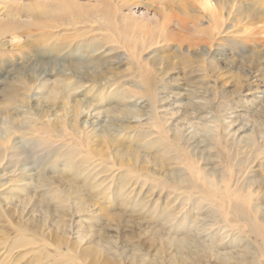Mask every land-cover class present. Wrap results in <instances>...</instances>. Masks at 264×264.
<instances>
[{"label":"rangeland","instance_id":"1","mask_svg":"<svg viewBox=\"0 0 264 264\" xmlns=\"http://www.w3.org/2000/svg\"><path fill=\"white\" fill-rule=\"evenodd\" d=\"M218 1L224 3L222 10L224 17L220 28L222 32L218 39V43L223 46L220 48L208 39L211 31L206 29L211 22L207 11L200 10L194 0H130L129 4L118 8L120 15L131 14L133 20L136 17L137 20L148 18L164 21L168 31L166 37L169 39H158L156 44L142 51L139 62L141 65L147 63L151 72L149 71L148 76L140 72L139 76L136 61L127 56L125 49L114 52L111 50L113 45L101 39L103 43L101 51H91L93 45H96L94 43L99 41L94 40L95 36L92 34H87L83 42L87 45L77 47L76 30H79V27L71 29V26L63 25L56 29L51 27L36 29L32 24L30 25L32 11L38 10V6L44 3L50 5L54 0H0V21L12 19L11 14L15 13L14 19L22 23L17 29L19 37L12 40L8 35L0 37V139L9 132L8 130L13 131L10 141L6 142L7 150H12L11 145L13 149H27L26 147L32 143L26 131H22L25 121L31 122L29 124L58 122L59 115L64 109L62 106L64 101L61 98L57 99V103L50 108L53 112L48 108L44 115L40 114V110L44 112L47 107L45 97L54 81L66 84L63 92L70 90L65 93L69 97L92 103L93 106L88 108L90 114L82 110L78 117L81 128L87 123L85 132L90 136L89 144L91 140L96 139L92 134L95 132L100 134L101 130L106 136L114 138L112 145L107 148L94 146L99 152L89 150L88 157H92L85 162L86 175L91 178L89 185L96 186L91 191L94 196H90L89 207L84 210L74 209L77 200L71 198L65 202V208L69 209H59V213L53 212L55 209L52 207L48 212L40 205L42 200L35 197L36 188L33 178L40 177L34 176L35 171L31 172L34 177H29V173L23 175L20 183L13 182L14 176L4 173L13 169L12 165L9 167L4 163L11 153L7 150L0 151L2 154L0 159L3 160L0 164V175L4 173L0 176V263L16 259V262L19 260L18 264H25L32 255H37V249L45 242L51 245L47 246L45 254L52 255L54 251L65 253V248L56 250L53 247L57 244L56 239L60 237L55 234L56 222L63 225L65 236L72 245L78 242L79 234L85 236L81 242L83 245L102 237L113 243L112 252H120L124 255L128 251L127 254L130 256V253L138 250V255L144 259L159 253L158 257L166 262L176 256L174 245L188 241L190 236L186 234V228L192 229L188 233L193 231L195 234L200 233L197 236H202L201 238L208 233L218 232L209 229L207 218L197 214L196 210H193V213H188V210L183 213H173L174 215L169 216V221L162 219L160 214L155 215L154 211L165 207L169 200L172 202L170 207L178 205L179 200L172 201L164 190L157 194L146 192L139 184L142 176L137 182L135 176L130 177L133 171L137 174L140 172V166L146 165L142 162L140 151L144 139H140L139 136L152 127L155 117L160 120L158 124L162 125L170 138L181 136L189 143L193 142L192 146L188 147L189 150L194 152L203 150L202 156L206 161L202 166L208 169L213 165L222 164L218 156L228 158L227 151L250 149L248 144L251 141L247 139L252 133L257 137L259 145L264 147V0H212V3L215 5ZM78 2L84 7H91L92 4V2L87 3L86 0H78ZM179 5L187 10V14L182 12ZM180 19L185 20L183 26L179 24ZM201 29L205 31L202 32ZM48 31L52 34L43 36V32ZM128 31L131 32V29L123 33ZM156 34L159 35L158 31ZM120 37H123L122 33ZM63 44L66 47L58 49ZM53 45L57 49H54ZM47 52L48 56H55L56 59L52 63H38ZM100 52L106 56L116 53L111 57L121 56H118L119 61L102 67L103 72H100L102 76L96 82L79 78L76 70L88 64L87 55ZM4 75H7V78L2 80ZM13 85H17L20 100L11 103L6 95L9 87ZM76 86L79 88L72 89ZM147 88L155 93L157 100H150L152 94L147 92ZM135 92L138 93L134 94ZM133 103L135 105H132ZM193 103L196 107L199 105L202 111L194 114L190 108ZM72 104L74 101L70 106ZM65 107H68L70 112L64 121L70 125L74 116L71 113L72 107L69 108V105ZM117 107L128 108L131 112L130 116L128 117L127 114L123 120ZM232 120L233 124L222 131L224 137L220 144L210 150V157L205 149L212 146L209 139L216 133V124H222L223 127ZM202 125L211 127L208 128L209 130L203 129ZM91 128L92 130L88 131ZM56 140L68 145L73 142L70 137ZM195 143L197 146L194 147ZM78 158L83 159L81 156ZM162 159L165 161V157ZM42 162L32 156L29 162L22 166L37 170ZM56 162L53 167L47 166L50 170L41 173L42 178L52 175L69 178L71 173H74H69L70 170L65 171L63 162ZM261 162L252 165L257 171L256 174L264 179L262 175L264 159ZM152 165V162L147 163L150 169L149 180L154 175L151 172L153 170L158 176V173L166 175V171H170L169 168H165V171L158 167L154 169ZM132 179H136L135 182ZM100 181L102 182L97 186ZM121 181L123 189L115 193ZM21 183L25 184L20 186ZM81 184H84V180L78 182V185ZM261 184H264V180ZM85 192L88 193L86 190ZM172 212L175 210L173 209ZM44 216L45 225L36 235H32L31 230H24L21 226V224L26 225L30 220L31 224H34L33 219L42 220ZM227 229L229 228H222L218 232L222 238L224 237V241L228 242L227 249L219 248L218 252L223 253L228 250L232 254H242L247 249L241 244L243 242L235 240L238 232ZM18 239L25 241L27 245L15 248ZM168 239L169 241H166ZM86 240L88 241L84 244ZM202 241H205V244L209 242ZM173 243L174 245H171ZM163 244L166 245L164 251H162ZM58 258L56 255L47 258L48 260L45 258L42 263L50 264L53 259Z\"/></svg>","mask_w":264,"mask_h":264},{"label":"bare ground","instance_id":"2","mask_svg":"<svg viewBox=\"0 0 264 264\" xmlns=\"http://www.w3.org/2000/svg\"><path fill=\"white\" fill-rule=\"evenodd\" d=\"M194 1L198 4L200 10L207 11L209 21L211 22L209 24L210 26L206 29L211 31V33L208 35V39L213 41L216 47H222L223 45L218 43V39L221 37L220 35L222 32L220 28L224 17V12H222L224 9V3L218 1L214 5L212 0ZM86 2H92V4H90L91 7H84L82 3L78 2V0H54V2L50 5H46L47 3H44L43 5L38 6V10L32 11L30 15L32 17V22L30 25L32 24L36 29H44L46 27L56 29L58 27H62L63 25H69L71 26V29L79 27V30H76L77 47L87 45L83 42H85L87 34H92L95 36L94 40L97 39L99 41L94 43L96 45H93L91 51H101L103 46L101 39H103L113 45L111 50L114 52L115 50L120 51L119 49H125L128 54L127 56L131 60L136 61L139 76L140 72H144V74L148 76L149 71L151 72V70H149L147 63L141 65L139 59L141 57L142 51L145 49L147 50V48H149L151 45L156 44L158 39H169V37H166L168 31L166 30L164 21H159L157 19L149 20L148 18L137 20L136 17L135 20H133V15L131 14L129 16L125 13L120 15L118 8L129 4L130 0H86ZM179 7L183 13L185 12V14H187V10L185 8H183L181 5H179ZM15 15V13H12V19L8 21H0V37L8 35V38L11 40L19 37L17 29H19L22 23L14 19ZM184 22L185 20L180 19V26H183ZM148 23L151 25V27L150 25L148 26ZM129 29H131V32L128 31V33H123V31ZM144 29L148 30L146 34V30ZM202 29L201 31L204 32L205 30ZM156 31H158L159 35L156 34ZM121 33L123 37H120ZM51 34L52 33L49 31L43 32V36ZM64 47H66V45L63 44L60 45L58 49H64ZM54 49H57V47L55 48L54 46ZM114 54L116 53L106 56L100 52L94 53L93 55L92 53L87 55L88 58L86 59V62L88 61V64L86 63L83 67H79V69L76 70V75H78L79 78L86 79L87 81L92 80L96 82L97 79L102 76V67H107L109 63L119 61V55L111 57ZM48 55L49 53L47 52L45 56L43 55L46 58L43 57L44 59L42 58L38 60V63H52L53 60L56 59L55 56L51 57ZM90 57L92 58L91 60ZM97 69H99V72ZM96 71L97 73H95ZM3 78L4 79L2 80H5L7 75H4ZM65 85L66 84H63V82L54 81L52 87L48 89L47 95L45 97L47 107L43 110L44 112L40 110V114L44 115L45 110L52 108L57 103L56 100L61 98L62 101H64L62 105L64 109L59 115L58 122L52 124H39L37 122L34 124H29L31 122L25 121L26 123H24L22 131H26V134L30 136L29 139L32 142L30 143V146L28 145L26 147L27 149L17 150L13 149V146L11 145L10 147L12 150H7L8 148L6 147V142L10 141L13 131L10 132V130H8L10 133H6V135L0 139V151L7 150L11 153L9 158L6 157L4 163L8 164L9 167H11V165L13 167V169L7 170V172L4 173L14 176L12 177L14 178L12 181L17 183L22 182V176L27 175V173H29V177H34L35 175L40 176L39 178H33L34 186L36 188L34 195H36L35 197H39V199L42 200L40 201V205L43 206L45 210L49 212L51 211L50 208L52 207L55 209L53 212L57 211L58 213L60 212L59 209H69L67 207L65 208V202L71 198L77 200L74 209L77 208L84 210L89 207L90 204L88 203L91 199L90 196H94L91 191L93 190V187L96 186L89 185L91 178L86 175L87 171L85 162L86 160L90 159V157H92H88L90 151L99 152V150L94 146L107 148L112 145V142L114 141L113 137L106 136L103 130H101L100 134H96L97 132L92 134L94 137H96V139L91 140L89 144L90 136L87 132H85V129H87L85 128V125H87V123L81 128L78 117L83 112L82 110H84V112L86 110V113L90 114V112H88L90 111L88 108H91L93 105L92 103H87L82 100H75L72 97H69L65 93H68L70 90L63 92ZM16 87L17 85H13L12 87L10 86L6 95V98L11 103L20 100L18 88ZM77 88H79V86H76L72 89ZM147 92L152 94V99L150 100L155 101V93L151 91L150 88H147ZM125 93L127 94V92ZM137 93L138 92H135L134 94ZM72 101H74V104L70 106ZM66 105H69V108L72 107L71 113L74 115L71 119L72 124L70 125H67L65 122V119H67L66 116L70 112L68 107H65ZM132 105H135V103ZM190 108L194 111V114L202 111V108L199 105L196 107L194 103L192 106H190ZM117 109H119V114H121V118L123 120H125L124 116L129 114L127 115L129 117L131 114L128 108L121 109L117 107ZM50 110L52 111V109ZM136 111L138 112L137 109ZM83 115H85V113ZM33 121H35V119H33ZM159 122L160 120L155 117L154 124L151 127L152 129H146L143 131V134L139 136L140 139H144V141L141 143L140 151L142 152V162L146 163V165H141L139 168L140 172L134 174L136 171H133V175L130 176L136 177L137 180L132 179L134 182L135 180L137 182L142 176L139 184L142 188L144 187L146 192H155L157 194V192L164 190L166 196L171 198L172 201L177 199L179 200L177 203L178 205L175 207H170V203L172 202H170L171 200L168 199V204L165 207H160L157 209V211H154V214H160L159 216L162 219L169 221V216L173 213H183L186 210H188V213H193V210H196L197 214H202L205 216V218H207V221H209L208 224L210 225H208V227L209 229H212L213 232H220L222 228H229L227 231H237L238 236L235 237V240L243 242L241 244H244L247 250L242 254H232V252H229L228 250L227 252H223V250V253H219V248L227 249L228 242L224 241V237L222 238L218 232L208 233L207 236L201 238L202 236H197V234L200 235V233L195 234L193 233L194 231L192 233H188V231H192V229H188L189 227L186 228V226L185 232L188 236H190L188 237V241L183 243L180 242L176 244V246L174 243L171 244L174 245L176 249L175 257L169 258L166 262L165 260H161L158 257V253L154 257L144 259V257H140L138 255V250L137 252L133 251L130 253V256L127 254L128 251H125L126 254L124 255L120 252H112L111 248L113 247V243L102 237H99L98 240H91L87 244L86 242L88 240H86L84 243L86 245H83L81 242L85 236L79 234L77 236L79 239L78 242L76 241L72 245L68 241L67 236H65L66 232L63 229V225L56 222L54 228L55 234L60 237L59 239H56L57 244L53 247L56 250L63 247L66 250L65 253L54 251V254L52 255L45 254L47 246H51L49 243L45 242L40 248L37 249V255H32L25 264H46L42 263V261L45 258H51L55 255L59 258L53 259L50 264H264V184H261L264 179H262L263 177L256 174L257 171L254 170L252 165L253 163L256 165L258 162H261L262 159H264V147L262 148V146L259 145V142L256 140L257 137H254L255 135L253 133L250 134L247 139L248 141H251L248 144L250 149H237L234 152L227 151L228 158L218 156V160H221L220 162L222 164L219 163L220 165H213L210 167L211 169L209 168V170L208 167L205 168L202 166V164L206 161L202 156V152H204L203 150H201L202 152H200V150L199 152L196 151L198 152L197 154L193 150L188 149L190 145L192 146L193 142L189 143L187 139H183L181 136H174L173 138H170L167 134V131L163 129L162 125L158 124ZM209 122L211 121L209 120ZM232 122L233 120L229 122L227 126L224 125L223 127L222 124H216V133H214V136L211 135L212 137L210 136L211 139H209L212 146L205 149L206 152H209L210 157V150L220 144L222 137H224L222 131L228 129L229 126L233 124ZM207 125H202V128L208 129L211 127H208L209 125ZM13 127L15 126L13 125ZM150 129L151 132L149 131ZM91 130L92 128L88 131ZM64 137H70L73 142H70L68 145V143L62 144L56 140L62 139ZM198 142L199 141H197V143ZM195 146H197L196 143L194 144V147ZM84 148L86 150H84ZM151 155H154V157ZM1 156L2 154L0 152V157ZM32 156L37 158L39 162L41 160L43 161L37 170L22 166L29 162ZM78 156H81L83 159H79ZM163 157H165V161L162 159ZM56 161L63 162L65 171L70 170L68 171L69 173H74H71L69 178H65L61 175H52L48 176L47 178H42L41 173L50 170L48 167L55 166L57 163ZM2 162L3 160L0 159V164ZM150 162L153 163L152 167H154V169L155 167H158L160 170L162 169L165 171V168H169L170 171H166V175L158 173V176L153 170L151 172L154 175L151 176L152 178L149 180L148 170L150 169L147 166V163ZM3 166L5 165H2V167ZM259 166H261L260 163ZM261 167L263 169V166ZM32 171H35L34 173H36L34 176L31 173ZM94 174L97 175L98 173ZM262 175L264 176V172H262ZM80 180H84V184L78 185ZM101 182L102 181H100L97 186H99ZM119 183L121 184L117 185L118 187L115 190V193L123 189L122 181ZM24 184L25 183H21L20 186ZM108 187H110V185ZM23 189L25 188L23 187ZM85 190L88 191V193L85 192ZM173 209L175 212H172ZM154 210H156V208ZM53 212L51 214H53ZM57 216L61 217V215ZM45 220L46 217L44 216L42 220L41 218L39 220L33 219V225L31 224L32 221L30 220L28 223H26V225L21 224V226L24 227V230H31L33 232L32 235H36L38 234L40 228L45 225ZM195 221L193 222L195 223ZM202 223L204 222H201V224ZM195 224H198V222ZM20 240L21 239H18L16 241L15 248L24 247L27 245L25 241ZM202 240H208L209 242L205 244V241ZM166 241H169V239ZM164 246L166 245L163 244L162 251H164ZM177 252L179 255H177ZM15 260L13 261L12 259L10 262H1L0 264H18L19 260L17 262Z\"/></svg>","mask_w":264,"mask_h":264}]
</instances>
